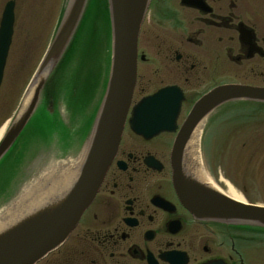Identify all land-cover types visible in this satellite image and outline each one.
<instances>
[{
    "label": "flooded vegetation",
    "instance_id": "obj_1",
    "mask_svg": "<svg viewBox=\"0 0 264 264\" xmlns=\"http://www.w3.org/2000/svg\"><path fill=\"white\" fill-rule=\"evenodd\" d=\"M11 2L16 26L20 9L31 4L0 0V27ZM8 58L0 84V94L7 87L4 99L0 96V123L13 95ZM138 61L136 89L143 96L166 87L182 90L176 130L144 138L126 124L95 198L65 242L38 264H264V232L196 220L173 185L175 140L195 103L232 83L234 69L248 80L241 84L264 87L256 83L264 77V0H151ZM204 139L206 172L223 186L233 183L241 162L228 171L221 162L224 150L213 151ZM193 149L188 141L180 156L189 168L196 159ZM243 172L251 174L248 168ZM242 192L247 196L248 187Z\"/></svg>",
    "mask_w": 264,
    "mask_h": 264
},
{
    "label": "water",
    "instance_id": "obj_2",
    "mask_svg": "<svg viewBox=\"0 0 264 264\" xmlns=\"http://www.w3.org/2000/svg\"><path fill=\"white\" fill-rule=\"evenodd\" d=\"M150 0H108L112 24V68L107 95L84 160L64 185L42 194L0 220V264H36L62 243L93 200L121 139L136 81L137 40ZM88 0H70L55 38L31 83L26 99L0 145V161L37 110L44 85L83 17ZM13 12L7 10L0 38V79L11 44ZM183 97L176 88L142 99L130 125L151 137L175 129ZM233 101L264 103V88L226 85L203 97L188 116L174 148V184L184 206L198 220L264 227V206L237 202L201 181L180 160L183 143L206 115ZM75 176V177H74ZM74 177V178H73ZM29 202V203H31Z\"/></svg>",
    "mask_w": 264,
    "mask_h": 264
},
{
    "label": "rangeland",
    "instance_id": "obj_3",
    "mask_svg": "<svg viewBox=\"0 0 264 264\" xmlns=\"http://www.w3.org/2000/svg\"><path fill=\"white\" fill-rule=\"evenodd\" d=\"M38 1H40L41 4L38 3L37 5L33 6L32 0L30 5L21 8L19 11L18 29H16V38H14L15 43L12 45V53L9 60L10 66L7 70V79L11 82L13 92L10 100L6 101V105L10 104L6 107L7 115L10 114L16 107L21 91L22 93L25 91L32 74L40 63L51 41L56 24L60 17V9L58 8L60 6L61 0ZM103 15L104 14L100 6L93 7L92 5L90 7L86 17L87 31L83 33V36L86 37L87 41H89L93 33L97 32L100 35V31L103 27ZM107 33L108 27H106V36ZM107 47L108 44L105 45L103 49L102 47H98L95 52L97 55L94 56L97 57L105 66L107 61L104 59V57H107L108 54ZM72 59H74V57H72ZM71 64H74L73 60ZM76 66L75 69L77 70L78 66ZM69 68L71 70L70 66ZM75 69H73V72ZM229 78L230 81L242 83L248 81L241 79V72H238L236 69L230 72ZM263 80L264 77L257 78L256 83H264L262 82ZM94 82L95 80L93 81V84ZM99 84L100 80L98 85ZM6 94L7 87L5 86L0 94L1 98L4 99ZM137 94L139 96L143 95L139 89ZM240 107L241 106L238 108L230 107L226 109L224 113L227 116L222 118H214L215 114L211 116V118L214 119L213 125L212 123L209 124V131L213 132L214 139L211 140L212 137H210L208 141L210 142L211 140V142L214 144L213 148H215L216 139L217 137H220V139H218V146L223 147L218 148L217 151H220L221 149V151L224 150V155L221 158V162L225 169L228 170L230 167L236 169L237 162L239 164L241 162V173L239 174V172L236 171L235 173L237 175L234 176V181L236 183L232 180L236 187L235 189H238L241 191V193H243L242 188L246 185L248 187L246 198L252 202L264 205V110L259 113V118H255L253 120L252 118H236L237 114H241V116H243V113L247 111V109ZM231 109H234L233 113L228 114ZM56 112L59 116L62 114V117L67 120L68 117L64 107L57 108ZM6 119L7 118H3L0 125H2ZM241 121L244 122L241 123ZM51 138L52 134H49L48 139L50 140ZM69 143L70 147H72V150L69 149L71 153L69 152L70 155L67 157L72 163L79 154L78 153L76 155L75 150L73 149H78L79 146L78 143L72 144V139L69 140ZM36 148L37 149L35 151H37L38 154L34 155L30 159H27L24 167L21 168V171L15 180L17 185L15 190L11 193L9 191L6 192L5 190H2L4 185L0 188V199H2L0 205H6V203L14 200L15 197H17L21 192L22 187H24L28 182L32 183L31 181H34L32 176L33 170L35 168L41 170V168L46 165L44 163L49 162L51 158H54L56 161L65 160V156L63 158L61 156V151L60 148L57 147V142H54L48 150H45L41 153H39V151L46 148L44 141L41 146L36 145ZM59 153L60 155H58ZM247 168L251 171V174L247 173L250 175L249 179L244 176L246 173L243 172V170ZM29 176L31 177L29 178Z\"/></svg>",
    "mask_w": 264,
    "mask_h": 264
},
{
    "label": "trees",
    "instance_id": "obj_4",
    "mask_svg": "<svg viewBox=\"0 0 264 264\" xmlns=\"http://www.w3.org/2000/svg\"><path fill=\"white\" fill-rule=\"evenodd\" d=\"M58 73H59V71L56 72L55 75L53 76V78L50 80V84L48 85L47 90H46L47 97L49 99L53 100L56 105H58V103L65 98L63 93L65 91L68 92L67 88L64 87L65 84L63 83V79L61 78V76ZM99 76H100V74H94L92 71H89L83 80H80L77 83H75V87H73V88H75V92L77 91L78 94H75L73 92H69L68 94L66 93L67 104L72 106L73 108L77 109L79 112L81 110V113L84 112L85 108L87 107L86 103L88 102V97L85 95V91L88 90V92L93 94L95 84L97 83V85H98V83H99ZM93 80H97V81H95L93 84ZM81 93H82V95L78 96ZM40 113H41L40 116L39 117L37 116V118H39V119L34 120L35 128H34V130H33V128L31 129V133H33V134L29 133L26 135L25 141L23 142L24 144L22 145L23 148L16 155L17 161L19 160L21 155H23V151L25 149V146H27L29 144L30 140H33V137L35 135H37L35 137V139L39 138L40 136H43L46 139L49 136V134H51L50 132L53 131V129H54L53 127H56L54 125H50V123L48 124L47 121H45V122L41 121V120H43V118H52V117H50V115L46 111H41ZM65 132L66 133H65L64 140H70L71 136L69 135V131L65 130ZM7 172L8 171L6 170L5 171L6 175H7ZM10 176H12V175L8 174L7 177H10ZM3 184H4L3 181H1L0 187Z\"/></svg>",
    "mask_w": 264,
    "mask_h": 264
},
{
    "label": "bare ground",
    "instance_id": "obj_5",
    "mask_svg": "<svg viewBox=\"0 0 264 264\" xmlns=\"http://www.w3.org/2000/svg\"><path fill=\"white\" fill-rule=\"evenodd\" d=\"M31 95H32V92H29V94L27 96V101ZM204 126H205V121L201 122L199 124V126H197L196 135L192 138V142L195 145L198 144L200 139H201L202 129L204 128ZM2 132L3 131L1 130L0 131V138L2 136ZM52 166H53V164H49L44 169H42L40 172V177H39L38 181L36 182V184L34 185L32 183H28L23 189L24 192L23 191H22L23 193L21 192L22 194L18 197V199L15 200V202L11 203L9 205V209L8 210L6 209L4 212H2L0 214V217L7 216L8 213L10 211H12L13 208L18 206V205H20V207H23V206H26L27 204L28 205L33 204L32 203L34 201L33 199L37 193L36 188H40L39 187L40 185H44L45 183L49 182L50 186H52L51 189H49V190L53 191L56 187H59V186H62L63 184H65L69 179L68 177H65L68 174V172H66V170H69V169H66V167L63 165H61L60 169L58 166H56V167H52ZM63 167H65V168H63ZM68 168H72V167L68 166ZM58 181H60V182H58ZM54 183H56V184H54ZM226 193L231 198H233L237 201H244V198L233 187H231L229 185H228ZM31 200H33V201L31 203H29Z\"/></svg>",
    "mask_w": 264,
    "mask_h": 264
}]
</instances>
